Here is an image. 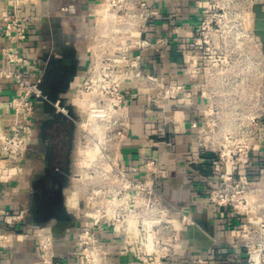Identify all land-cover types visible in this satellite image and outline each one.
<instances>
[{"label": "built area", "instance_id": "2783aa9c", "mask_svg": "<svg viewBox=\"0 0 264 264\" xmlns=\"http://www.w3.org/2000/svg\"><path fill=\"white\" fill-rule=\"evenodd\" d=\"M10 1L0 15L3 34L21 42L29 35L22 12L35 0ZM255 6L256 0H206L188 51L189 60L199 61L192 74L202 75L199 94L207 100L204 116L192 122L191 144L199 149L192 151L188 163L202 162L204 157L210 163L216 182L208 191L209 201L240 220L231 243L242 251L244 264H264V162H253L254 152L264 145V47L254 27ZM101 16L102 33L88 45L91 61L82 88L90 81L106 92L92 100L112 115L98 154L107 160L108 170L96 171L100 179L95 187L84 184L85 199L73 207L86 220L75 235V264H117L103 238L105 231L129 250L138 247L137 264H173L183 243L181 234L193 223L192 214L171 206L163 194L161 153L128 169L121 163V149L130 129L128 107L148 91H154L155 102L163 107L167 99L177 98L184 85L160 83L142 68L145 49L162 50L168 44L165 37H150L156 14L145 0H104ZM1 55L5 64L0 65V76L10 80L15 90L9 132L0 131V185L21 176L36 105L45 99L42 79L23 75L28 60L20 50L7 45ZM107 89L114 95H108ZM87 105L83 112L90 113L91 102ZM91 167L98 169L93 164L87 168ZM138 170L143 175L134 177L131 171ZM25 217L24 209L6 210L1 220L8 229L0 240L18 238ZM35 236L40 240L41 263L61 264L51 233L39 228Z\"/></svg>", "mask_w": 264, "mask_h": 264}, {"label": "crops", "instance_id": "0c3cea01", "mask_svg": "<svg viewBox=\"0 0 264 264\" xmlns=\"http://www.w3.org/2000/svg\"><path fill=\"white\" fill-rule=\"evenodd\" d=\"M145 1L156 14L150 37H165L168 44L162 50L145 49L142 68L156 76L160 83L183 84L184 88L176 99H167L163 107L155 102L154 91L140 95L128 107L130 129L122 142L121 163L128 169L137 168L145 157L161 153L163 194L171 206L190 212L193 217V223L185 226L181 234L183 243L173 264H244L242 251L231 243L240 220L228 216L226 210L216 208L209 201L208 191L216 182L210 163L205 157L202 162L188 163L192 151L199 149L191 144L195 132L192 122L206 113L207 100L199 94L202 75L192 74L199 61H191L188 57L190 37L206 0ZM10 5V0H0V15ZM103 5L104 0H35L23 9L29 35L21 42L4 36L0 20V65L5 64L1 49L9 45L17 47L28 60L22 69L23 75L30 80L41 78L45 88L50 84L51 66L60 71L69 69L68 87L60 97L65 98L73 116H82L86 108H79L74 102V90L85 80L91 61L88 45L93 36L102 33ZM254 27L264 47V0H256ZM14 90V84L0 76V131L9 132ZM43 107V100H39L33 143L21 161V176L0 185V234L8 229L1 220L6 210L24 209L26 212L24 228L18 238L0 240V264H42L40 240L35 236L39 228L51 233L57 262L75 264L78 261L75 235L80 223L86 220L77 216L73 207L84 200L85 195L76 193L71 171L69 182L63 186L66 217L43 221L33 215V179L42 169L39 142L40 146L47 143L40 129L46 114ZM261 160L264 162V145L253 154L254 165ZM131 174L139 177L143 172L131 171ZM103 238L108 242L115 263L137 264V246L127 249L121 239L109 231L103 233Z\"/></svg>", "mask_w": 264, "mask_h": 264}, {"label": "flooded vegetation", "instance_id": "af4514ba", "mask_svg": "<svg viewBox=\"0 0 264 264\" xmlns=\"http://www.w3.org/2000/svg\"><path fill=\"white\" fill-rule=\"evenodd\" d=\"M68 71L69 69L56 70L51 66L50 84L46 88L42 85L45 94L43 110L46 114L42 118L40 129L47 143L40 146L39 142L42 169L33 179L35 193L31 205L34 206L33 215L37 220L66 217L63 186L70 179L75 127L78 124V116L72 115L73 111L65 98L60 97L68 87Z\"/></svg>", "mask_w": 264, "mask_h": 264}, {"label": "rangeland", "instance_id": "374dc122", "mask_svg": "<svg viewBox=\"0 0 264 264\" xmlns=\"http://www.w3.org/2000/svg\"><path fill=\"white\" fill-rule=\"evenodd\" d=\"M107 91L109 90L107 89ZM101 92L103 94H106L105 89H103L101 86L99 87L97 83L93 84L90 81H88L87 83V88H82V83H81L74 90L76 97H79V94H82L83 96L79 98L81 99L85 98L88 101V103L93 101L92 100L93 96H95L96 98L100 97ZM112 92L109 91L107 92V94L110 95ZM114 93L115 91L113 92V95ZM81 113H82V116L78 117V124L75 127V137H74L73 148H72V160H73L72 162L73 163L71 164V172L73 173V178L75 181V186L77 190L76 193L84 194V189H83L84 184L91 183L94 186L95 183L100 179L99 177H95L96 171L98 172L101 170L103 174L107 173L108 162L107 160H104L102 157H100L101 155H97L94 158L93 163H92L94 165V168L98 166L97 170H94L92 167L91 168L84 167L85 165L83 164L88 157V155H86L85 153V150H86L85 148L87 146L93 147L95 145V142L93 141V137L98 138L97 132L98 134H100L99 136L100 141H102L100 144L104 146V143L106 142V138H107L106 135L111 129L109 121L112 120V115L110 114V117L108 118L109 116V113H108L107 116L102 117V119H98L96 122H92L91 119L89 118V112L82 111ZM105 119H107V121ZM81 124H83L84 127H82ZM97 125L98 127H100V129L98 128L99 131L96 132ZM102 137H103V140H102ZM100 173L99 175H101Z\"/></svg>", "mask_w": 264, "mask_h": 264}, {"label": "bare ground", "instance_id": "6f19581e", "mask_svg": "<svg viewBox=\"0 0 264 264\" xmlns=\"http://www.w3.org/2000/svg\"><path fill=\"white\" fill-rule=\"evenodd\" d=\"M93 99H96V97L94 96V98ZM74 102L78 105V107L79 108H86L88 105H87V100L85 99V98H79V97H76V98H74ZM94 100L91 102V111H90V113H89V118L91 119V121L92 122H96L98 119H102V117H104V116H107V114L109 113V115H110V112L109 111H107V110H101L100 109V107H98V106H96V105H94ZM111 103L109 102V105H110ZM81 126L82 127H84V125L83 124H81ZM100 129V127H98V125H97V127H96V132L97 131H99V129ZM97 135H98V142H96L95 143V145L93 146V147H89V146H87L85 149V153H86V155H88V157H87V159L85 160V162H84V164L83 165H85L84 167H90L91 165H92V163H93V160H94V158L99 154V152H100V138H99V136H100V134H98V132H97ZM194 234H197V232L196 233H194Z\"/></svg>", "mask_w": 264, "mask_h": 264}]
</instances>
